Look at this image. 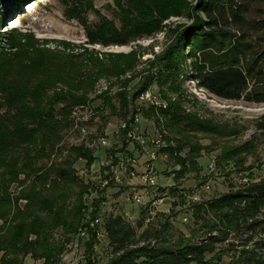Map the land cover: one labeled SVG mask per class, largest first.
Segmentation results:
<instances>
[{"label": "rangeland", "instance_id": "1", "mask_svg": "<svg viewBox=\"0 0 264 264\" xmlns=\"http://www.w3.org/2000/svg\"><path fill=\"white\" fill-rule=\"evenodd\" d=\"M187 3L188 0L0 2V114L14 112L21 117L33 111V108L28 109V102L46 106L51 105L49 99L58 110L66 99L62 100L64 91L78 89L75 94H80L88 90L84 106L75 104L71 109L70 125L62 132L58 145L66 148L84 143L95 150V160L89 166L82 159L74 163L78 179L88 186L82 196L81 225L71 234L53 230L48 261L33 259L27 254L20 257L21 264H103L114 256L104 224L116 215L134 225L136 234L130 241L131 246L195 243L209 234H220L221 229H229L227 237L214 243L219 264H245L248 260L244 254L248 252H240L241 249L250 250L249 255H252L251 249L264 255L263 248H254L253 239L259 234L243 227L239 231L231 229L232 222L200 202L232 186L264 177V130L256 128V121L264 114V102L220 97L183 77L182 66L179 72L165 67L162 56L170 38L162 25L168 29L173 22L184 20L176 11ZM127 18L128 21L131 18L147 21L140 26L155 28L149 33L130 32L122 38L126 42L120 43L116 41L119 35H113L114 29L126 30ZM87 54L95 62L94 72L99 69L100 75H83L80 64ZM140 84L148 85L150 93L155 95V102L141 100L137 95L133 100L138 110L133 114L132 124L137 125L136 131L145 137L146 144L142 148L129 139L127 147L121 149L125 138L120 131L123 119L97 96L104 93L114 96L125 90L129 99L131 91ZM179 99L186 111L191 109L200 116L211 117L233 132L226 135L197 133L200 143L208 150H201L194 169L184 170L176 177L180 166L167 152L158 149L165 140L152 117H161L158 106ZM114 104L117 105L115 100ZM35 109L38 114L43 111ZM130 117L129 112L127 118ZM157 138L158 142L151 140ZM247 139L251 148L234 156H224L227 149ZM151 152L155 157L149 159ZM65 154L66 151H61L59 156L52 154L50 160L59 161ZM129 156L135 157L137 171L143 169L145 163L153 164L155 184L144 188L135 175L120 171V183L100 189L98 181L106 174L107 163L115 157ZM26 184L20 174L9 185L10 197L13 199ZM134 192L144 193L145 202L136 203L132 198ZM153 198L160 200L155 199L153 204L147 201ZM24 203L25 200L20 199L17 206L21 208ZM94 210L93 218L98 217V222H93L91 217ZM250 233L254 235L252 238L248 236ZM212 252L205 256L209 257Z\"/></svg>", "mask_w": 264, "mask_h": 264}, {"label": "trees", "instance_id": "2", "mask_svg": "<svg viewBox=\"0 0 264 264\" xmlns=\"http://www.w3.org/2000/svg\"><path fill=\"white\" fill-rule=\"evenodd\" d=\"M24 1L27 0H14L16 3ZM176 14L183 16L184 20L173 22L171 28L167 25L170 32L165 24L162 25L170 38L162 56L165 67L179 72V66H182L183 77L220 97L264 102V0H188ZM127 22L126 30L114 29L113 35H119L116 41L120 43L126 42L122 38L130 32L149 33L155 28L141 27L147 22L143 20L131 18L128 21L127 18ZM94 67L92 56L84 55L80 64L83 75H100V70L94 72ZM147 86L140 84L131 91L129 99L125 90L114 96L100 94L97 98L128 125L138 110L133 103L134 97ZM76 91L78 89L63 92L62 100L66 99L58 110L49 99L51 105L47 103L46 106L28 102V109L33 108V111L21 117L14 112L0 114V219L3 221L0 224V264H21L20 257L27 254L33 259L48 261L53 230L71 234L81 225L82 196L88 186L78 179L74 163L82 159L89 166L95 160V150L84 143L66 148H61L63 144L58 145L62 132L70 125L71 109L75 104L84 106L87 101L85 94L88 90L80 94H75ZM181 102L180 99L169 100L164 106H158L161 117H152L165 140L158 149L167 152L180 166L175 172L176 177L184 170L194 169L201 150H208L200 143L197 133L226 135L233 132L224 129L211 117L200 116L191 109L186 111ZM34 108L43 111L38 114ZM148 109L154 114L151 107ZM129 112L131 117L127 118ZM102 124L101 129L105 126ZM256 125L257 129L264 130V114ZM120 131L125 133V130ZM122 140L121 149H124L129 139ZM251 147L247 139L227 149L224 156H234ZM61 151H66L63 158L50 160L52 154L59 156ZM20 174L27 184L12 199L9 185ZM20 199L25 200L21 208L17 206ZM200 202L232 222L231 229L239 231L243 227L259 234L253 239L254 248L264 249V177L232 186ZM95 213H91L92 218ZM104 228L114 256L103 264H219L220 257L214 251V243L227 237L229 230L221 229L220 234H209L195 243L131 246L130 241L136 234L134 225L125 222L121 216L110 217ZM248 236L252 238L254 235L250 233ZM239 251L249 253L250 250ZM209 252L211 255L205 256ZM248 253L244 254L248 260L245 264H264L263 254L254 249H251L252 255Z\"/></svg>", "mask_w": 264, "mask_h": 264}, {"label": "built area", "instance_id": "3", "mask_svg": "<svg viewBox=\"0 0 264 264\" xmlns=\"http://www.w3.org/2000/svg\"><path fill=\"white\" fill-rule=\"evenodd\" d=\"M137 96L141 100H147L151 102H155V95L151 94L149 89H144L140 91ZM135 118H132V121H129L128 125L126 122H122L120 129L125 130V137L127 139L132 140L133 142L138 143L142 148H144L146 144L145 137L142 136L141 133L137 132V125L132 124ZM83 130V129H82ZM152 141H159V138L157 139H151ZM104 143V140L101 141ZM155 157V153H150V158L152 159ZM135 157L129 156L127 158H116V160H110V162L107 163V167L105 168V175L102 176L98 181V187L100 189L107 188L113 184H118L121 181V174L122 172L127 173L129 175L133 174L135 175L140 182L143 184L144 188L152 187L155 184V177L153 175L154 166L151 163H145L146 166L141 170L135 169ZM122 171V172H120ZM111 184V185H110ZM144 193L141 192H134L132 194V198L136 203H144ZM160 200V198H153V199H147V201L151 202L153 204L154 200ZM93 222H98V217L93 218ZM92 222V223H93ZM97 233H101L100 230L96 231ZM102 234V233H101Z\"/></svg>", "mask_w": 264, "mask_h": 264}, {"label": "bare ground", "instance_id": "4", "mask_svg": "<svg viewBox=\"0 0 264 264\" xmlns=\"http://www.w3.org/2000/svg\"><path fill=\"white\" fill-rule=\"evenodd\" d=\"M12 23H14V22H12Z\"/></svg>", "mask_w": 264, "mask_h": 264}, {"label": "water", "instance_id": "5", "mask_svg": "<svg viewBox=\"0 0 264 264\" xmlns=\"http://www.w3.org/2000/svg\"><path fill=\"white\" fill-rule=\"evenodd\" d=\"M11 20V19H10Z\"/></svg>", "mask_w": 264, "mask_h": 264}]
</instances>
